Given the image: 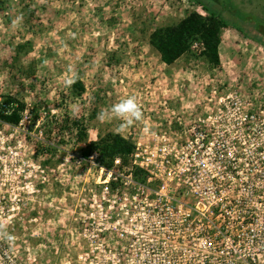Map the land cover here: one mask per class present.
I'll use <instances>...</instances> for the list:
<instances>
[{"label": "rangeland", "instance_id": "374dc122", "mask_svg": "<svg viewBox=\"0 0 264 264\" xmlns=\"http://www.w3.org/2000/svg\"><path fill=\"white\" fill-rule=\"evenodd\" d=\"M230 1L249 15L248 22L264 19V0ZM3 3L0 101L6 96L17 99L29 116L16 142L23 141L21 158L30 165V202L28 213L17 216L13 228L7 225L15 236L11 251L31 264H89L90 233L84 228L90 226V212L101 210L100 173L95 158L83 159L86 146L77 140L75 123L83 125L89 141L115 133L122 122H100L97 114L134 95L144 119L129 126L124 137L145 141L143 129L159 125L182 136L185 127L204 115L210 99L264 88V46L227 29L219 68L196 51L167 66L150 45V36L198 10L189 0ZM17 18L22 19L14 27ZM25 43L31 49L17 56L16 48ZM71 75L84 83L82 97L64 86ZM179 118L185 126L178 124ZM18 189L14 184L7 194Z\"/></svg>", "mask_w": 264, "mask_h": 264}, {"label": "built area", "instance_id": "2783aa9c", "mask_svg": "<svg viewBox=\"0 0 264 264\" xmlns=\"http://www.w3.org/2000/svg\"><path fill=\"white\" fill-rule=\"evenodd\" d=\"M201 50L199 42L192 47ZM209 102L183 129V141L171 127H145L129 164L118 158L111 169H98L101 210L90 212L84 228L89 264H264V88ZM28 120L27 110L18 125L0 117L6 229L28 213L30 165L21 158L23 141L16 142ZM97 157L90 158L96 167ZM14 184L21 193L7 194ZM11 248L0 239V264H31Z\"/></svg>", "mask_w": 264, "mask_h": 264}, {"label": "trees", "instance_id": "16d2710c", "mask_svg": "<svg viewBox=\"0 0 264 264\" xmlns=\"http://www.w3.org/2000/svg\"><path fill=\"white\" fill-rule=\"evenodd\" d=\"M189 2L198 10L191 11L174 25L156 29L150 36V45L159 53L165 65L172 66L184 56L191 54L193 45L199 42L203 46V50L200 51L201 58L212 68H219L222 63L220 55L222 34L227 29H234L246 39L264 46V19L257 17L256 22H248L249 15L242 13L230 0H189ZM3 6V0H0V10ZM237 19L243 22L236 23ZM31 46V43L19 45L15 54L20 56L28 52ZM72 91L74 96L82 97L86 92L84 83L77 79L72 85ZM3 98L1 119L8 124L18 125L27 106L11 96ZM74 126L78 142L86 146L82 153L83 159L89 160L93 154H98L96 159L98 169H111L116 159L126 160L135 150L134 142L130 138L109 133L97 141H89L83 125L77 122ZM136 176L143 180L138 172Z\"/></svg>", "mask_w": 264, "mask_h": 264}, {"label": "clouds", "instance_id": "9594fccd", "mask_svg": "<svg viewBox=\"0 0 264 264\" xmlns=\"http://www.w3.org/2000/svg\"><path fill=\"white\" fill-rule=\"evenodd\" d=\"M21 19L22 18H17L16 20H13V26H17ZM75 82L76 77L74 75L67 76L63 81L65 87H71ZM97 119L100 122H104L106 119L120 120L122 123H120L115 129V134L126 138L124 137L126 129L135 122L142 121L144 119V114L136 96L129 95L126 98L119 100L117 103H114L110 109L101 110L97 114ZM0 239L6 240L9 243L15 241V236L6 230V225L2 221H0Z\"/></svg>", "mask_w": 264, "mask_h": 264}]
</instances>
